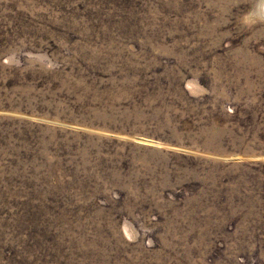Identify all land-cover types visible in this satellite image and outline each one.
<instances>
[{
  "label": "rangeland",
  "instance_id": "rangeland-1",
  "mask_svg": "<svg viewBox=\"0 0 264 264\" xmlns=\"http://www.w3.org/2000/svg\"><path fill=\"white\" fill-rule=\"evenodd\" d=\"M0 264H264V0H0Z\"/></svg>",
  "mask_w": 264,
  "mask_h": 264
}]
</instances>
